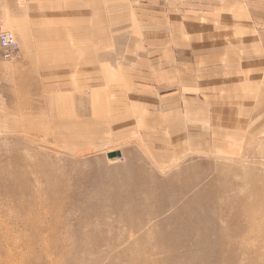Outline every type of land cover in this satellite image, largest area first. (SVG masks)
<instances>
[{"label": "rangeland", "instance_id": "rangeland-1", "mask_svg": "<svg viewBox=\"0 0 264 264\" xmlns=\"http://www.w3.org/2000/svg\"><path fill=\"white\" fill-rule=\"evenodd\" d=\"M0 52V264H264V147L249 132L163 162L140 133L101 142L72 107L27 100L21 58Z\"/></svg>", "mask_w": 264, "mask_h": 264}, {"label": "crops", "instance_id": "crops-1", "mask_svg": "<svg viewBox=\"0 0 264 264\" xmlns=\"http://www.w3.org/2000/svg\"><path fill=\"white\" fill-rule=\"evenodd\" d=\"M4 26L26 99L72 107L76 131L140 133L163 162L247 132L264 147V0H0Z\"/></svg>", "mask_w": 264, "mask_h": 264}, {"label": "built area", "instance_id": "built-area-1", "mask_svg": "<svg viewBox=\"0 0 264 264\" xmlns=\"http://www.w3.org/2000/svg\"><path fill=\"white\" fill-rule=\"evenodd\" d=\"M0 49L6 59H10L19 51V46L13 33L8 31L0 33Z\"/></svg>", "mask_w": 264, "mask_h": 264}, {"label": "water", "instance_id": "water-1", "mask_svg": "<svg viewBox=\"0 0 264 264\" xmlns=\"http://www.w3.org/2000/svg\"><path fill=\"white\" fill-rule=\"evenodd\" d=\"M120 156H121L120 152H114V153L108 154L109 158L120 157Z\"/></svg>", "mask_w": 264, "mask_h": 264}, {"label": "bare ground", "instance_id": "bare-ground-1", "mask_svg": "<svg viewBox=\"0 0 264 264\" xmlns=\"http://www.w3.org/2000/svg\"><path fill=\"white\" fill-rule=\"evenodd\" d=\"M3 31H7V30H2L1 32H3ZM0 32V33H1ZM8 32H11V31H8ZM11 33H13V32H11ZM14 34V33H13ZM117 152H120L121 153V156L120 157H114V158H109V159H120V158H122V152L121 151H117ZM111 153H114V152H111ZM110 154V153H109Z\"/></svg>", "mask_w": 264, "mask_h": 264}]
</instances>
